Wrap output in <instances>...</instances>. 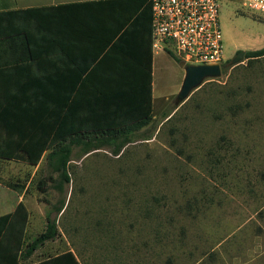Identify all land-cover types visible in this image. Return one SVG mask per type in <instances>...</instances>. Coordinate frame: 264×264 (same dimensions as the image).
Masks as SVG:
<instances>
[{"label": "rangeland", "instance_id": "rangeland-1", "mask_svg": "<svg viewBox=\"0 0 264 264\" xmlns=\"http://www.w3.org/2000/svg\"><path fill=\"white\" fill-rule=\"evenodd\" d=\"M219 1L222 76L169 118L163 113L176 105L185 72L166 57L163 91L181 79L179 89L143 128L68 146L69 183L53 170L63 153H48L38 168L0 159V182L26 190L33 217L59 224L60 237L47 245L75 249L82 264H264V56L247 57L264 48V14ZM89 145L101 149L85 155ZM45 228L46 219L33 218L27 243Z\"/></svg>", "mask_w": 264, "mask_h": 264}, {"label": "crops", "instance_id": "crops-1", "mask_svg": "<svg viewBox=\"0 0 264 264\" xmlns=\"http://www.w3.org/2000/svg\"><path fill=\"white\" fill-rule=\"evenodd\" d=\"M115 1L121 0H0V116L10 117L6 110L21 108L12 102V93H34L40 89L46 93L48 122L60 124L64 118L63 122H67L69 116L74 120L83 119L86 95L112 89V83L99 81L100 77L114 74L116 68L112 66L119 58L109 52L120 37L116 33L119 21L114 17L118 9L114 6L121 3ZM101 2L115 3L101 5ZM92 3L96 5H86ZM37 17L44 20L45 28L38 27ZM11 36L17 39L10 45L6 40ZM25 36L31 52L25 47ZM166 57L176 62L166 52L154 53L153 57L154 115L157 103L167 102L181 83L180 79L179 85L172 86L171 91H163L161 63ZM176 63L183 70V65ZM25 197L26 190L17 191L0 182V217L13 213L20 203L26 204ZM62 214L52 218L59 220ZM33 218L46 219L47 226L49 214L33 217L30 212L27 230ZM56 224L60 237L61 230ZM47 244L30 255L20 256L18 261L2 258L0 264H72L70 261L50 260L69 251L82 264L75 249L66 248L63 243L60 246ZM50 252L54 254L50 255Z\"/></svg>", "mask_w": 264, "mask_h": 264}, {"label": "trees", "instance_id": "trees-1", "mask_svg": "<svg viewBox=\"0 0 264 264\" xmlns=\"http://www.w3.org/2000/svg\"><path fill=\"white\" fill-rule=\"evenodd\" d=\"M115 2L99 4L112 5ZM117 4L114 7L118 9V14L116 16L114 13V17L119 21L116 33L120 34V37L116 43L112 44L109 52L110 55H119V58L112 66L116 68L113 71L114 74L100 77L99 81L112 83V89L88 93L83 106L84 118L74 120L67 116V122H63L64 118L60 124L48 122L45 91L39 89L34 93H12V102L17 103L21 108L6 110L10 117L0 116L1 160H13L38 166L46 152L51 153V156L63 153L62 164L53 167V170L61 173L63 182L69 183L71 180L67 176L66 169L71 161L68 146L91 138L118 139L122 135L143 128L154 119L152 3L151 0H121ZM43 22L44 20L40 17L36 18L38 27L45 28ZM16 39L11 36L6 41L10 44ZM24 41L27 51L31 52L27 36L24 37ZM263 56L264 48L247 52L248 58ZM171 58L183 65L182 61L173 54ZM1 98L0 93V100ZM176 108V105L167 108L163 117L169 118ZM68 111L72 112V110ZM17 112L18 115L15 114ZM130 142L127 140L118 147L114 151L115 155H120ZM99 149H101L100 146L89 145L85 155ZM8 187L22 191V187L14 184H9ZM44 191L47 190L43 189L42 192ZM16 207L13 213L0 217V259L18 261L19 258L32 254L40 246L49 241H55L59 237L56 221L48 218L45 231L34 242L27 243L28 232L26 231H28L30 211L24 203ZM62 210L63 208L57 213H61ZM75 257L74 253L69 251L50 260L80 264Z\"/></svg>", "mask_w": 264, "mask_h": 264}, {"label": "built area", "instance_id": "built-area-1", "mask_svg": "<svg viewBox=\"0 0 264 264\" xmlns=\"http://www.w3.org/2000/svg\"><path fill=\"white\" fill-rule=\"evenodd\" d=\"M264 14V0H240ZM153 51L166 52L183 65L225 63L219 0H151Z\"/></svg>", "mask_w": 264, "mask_h": 264}, {"label": "water", "instance_id": "water-1", "mask_svg": "<svg viewBox=\"0 0 264 264\" xmlns=\"http://www.w3.org/2000/svg\"><path fill=\"white\" fill-rule=\"evenodd\" d=\"M246 53L240 52L234 59H231V64L236 65L245 59ZM185 76L181 83V88L177 94L175 103L179 107L183 104L190 95L198 89L202 83L208 79H215L222 76L223 66L217 65H183Z\"/></svg>", "mask_w": 264, "mask_h": 264}, {"label": "flooded vegetation", "instance_id": "flooded-vegetation-1", "mask_svg": "<svg viewBox=\"0 0 264 264\" xmlns=\"http://www.w3.org/2000/svg\"><path fill=\"white\" fill-rule=\"evenodd\" d=\"M238 54H239V53H238ZM238 54H237V55H238ZM237 55H236V56H237Z\"/></svg>", "mask_w": 264, "mask_h": 264}]
</instances>
